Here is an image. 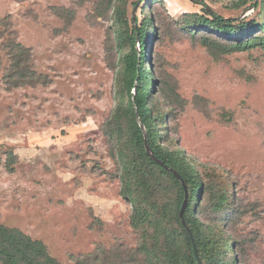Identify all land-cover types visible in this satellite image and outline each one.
I'll return each instance as SVG.
<instances>
[{
  "label": "rangeland",
  "instance_id": "1",
  "mask_svg": "<svg viewBox=\"0 0 264 264\" xmlns=\"http://www.w3.org/2000/svg\"><path fill=\"white\" fill-rule=\"evenodd\" d=\"M125 1L130 22L151 18L147 51L153 106L166 113L162 138L231 196L229 211L217 213L207 192L200 217L225 229L239 264H264V45L216 59L206 44L225 39L197 25L201 16L212 20L207 8L261 24L264 7L256 0ZM118 2L0 0V19L31 49L41 75L39 83L8 88L0 73V223L42 240L67 264L97 247L138 241L112 154L123 104Z\"/></svg>",
  "mask_w": 264,
  "mask_h": 264
},
{
  "label": "trees",
  "instance_id": "2",
  "mask_svg": "<svg viewBox=\"0 0 264 264\" xmlns=\"http://www.w3.org/2000/svg\"><path fill=\"white\" fill-rule=\"evenodd\" d=\"M255 5L264 7V0H256ZM114 9L115 40L124 54L119 77L123 104L116 113L118 146L112 154L118 164L122 194L133 207L131 223L138 241L134 246L120 241L110 248L97 247L92 252L72 256V264H199L193 239L202 264H239L230 256L233 245L225 229L220 224H206L199 215L207 192L211 195L213 211L228 212L231 196L227 188L219 187L216 180L206 181L185 150L170 147L167 138H162L160 121L165 122L166 113L153 106L157 91H154L155 73L147 51L151 44V18H144L140 25H137L138 19L130 22L125 0H119ZM205 10L212 20L201 16L197 25L208 31L214 29L213 32L225 39H209L206 44L214 58L219 59L233 49L264 45V35L254 32L258 27L264 31V22L226 19L209 8ZM9 28L10 21L0 19V29H3L0 51L7 56L6 64L0 56L4 83L8 88L39 83L41 75L34 68L31 49L19 42L14 32H8ZM175 97L177 100L179 94ZM186 191L188 204L184 220L188 228L180 215ZM0 264L67 263L51 255L42 240L0 223Z\"/></svg>",
  "mask_w": 264,
  "mask_h": 264
},
{
  "label": "water",
  "instance_id": "3",
  "mask_svg": "<svg viewBox=\"0 0 264 264\" xmlns=\"http://www.w3.org/2000/svg\"><path fill=\"white\" fill-rule=\"evenodd\" d=\"M138 121H139L140 126L142 127V129H143V131H144V133H145V136H147L146 128H145V126L142 124L140 118H138ZM147 147H148V145H147ZM148 148H149V147H148ZM149 152L151 153L150 148H149ZM157 160H158V159H157ZM158 161H159V160H158ZM159 162H160V161H159ZM187 204H188V192L186 191V199H185V201H184V204H183V207H182V210H181V214H180V215H181L182 222H183V224H184L186 227H187V224H186V222H185V220H184V211H185V208H186ZM187 228H188V227H187ZM190 234H191V237H193L192 233H190ZM193 242H194V247H195V252H196V257H197V259H198V263H199V264H202V260H201L199 254H198L197 246H196V243H195L194 239H193Z\"/></svg>",
  "mask_w": 264,
  "mask_h": 264
}]
</instances>
